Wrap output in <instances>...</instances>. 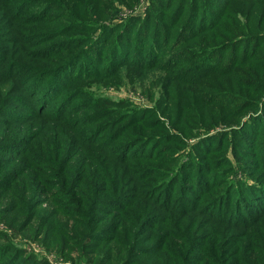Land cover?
<instances>
[{
	"label": "rangeland",
	"instance_id": "obj_1",
	"mask_svg": "<svg viewBox=\"0 0 264 264\" xmlns=\"http://www.w3.org/2000/svg\"><path fill=\"white\" fill-rule=\"evenodd\" d=\"M104 1L99 0L97 13L81 16L91 30H72L54 40L87 36L81 48L93 47L94 35L100 36L109 22L120 28L135 19L136 32L147 24L153 38L167 34L169 47L205 48L207 66L186 73L189 65L179 66L180 58L171 50L163 54L164 65L135 68L124 65L118 53L119 64L112 63L110 47L97 51L103 63L91 57L96 67L107 68L105 75L76 79L60 99L64 88L45 87L48 99L36 96L37 104L30 94V107L18 105L14 83L0 78V264H14L16 253L10 249L21 250L19 264H127L130 246V264H211L227 252L224 235L234 241L239 232L252 229V234L264 235V214H251L255 223L243 228L214 219L213 209L219 206L220 215L227 202L223 192L229 191L242 200V205L235 201L242 210L252 200L264 206L261 190L244 186L256 185L254 178L264 182V145H259L264 144V0ZM20 17L11 20L0 6V46L14 61L49 67L58 55L48 60L37 56L38 49L49 45L38 40L50 27L42 19L49 18ZM197 17V25L190 26ZM213 20L211 29L203 25ZM201 25L195 38L181 35L185 27L198 30ZM64 26L70 28V23ZM217 59L224 66L218 67ZM66 74L51 83L65 84ZM185 78L194 82L185 83ZM93 97L116 104L102 108ZM124 100L139 110L136 125L126 126L130 118L122 115L128 108L119 104ZM60 105L68 110L63 122L62 111L33 119L39 117L33 107H46L47 113ZM93 120L100 122L89 124ZM99 124L108 129L99 140H87L90 148L80 141L87 139L81 130L92 132ZM102 142L107 153L101 151ZM218 198L222 201L211 206ZM229 210L226 204L223 217H232ZM237 216L233 218H246L243 211ZM168 229L174 236H166ZM30 257L36 263L27 262ZM258 263L250 259V264Z\"/></svg>",
	"mask_w": 264,
	"mask_h": 264
},
{
	"label": "trees",
	"instance_id": "obj_2",
	"mask_svg": "<svg viewBox=\"0 0 264 264\" xmlns=\"http://www.w3.org/2000/svg\"><path fill=\"white\" fill-rule=\"evenodd\" d=\"M15 0H0V6L4 8L6 14L11 20H16L20 17L21 14H23L20 18L27 17L31 20L35 19H42V18H49V19H42L44 22L49 23L50 27L46 32L39 33L38 34V40L43 39L41 44L43 43H49V45H45L40 50L38 49L40 57H43L44 60L50 59L51 56L53 55H58V58L56 59V62H58L55 66V63L50 60L51 65L49 67H42V66H34V65H27L19 61H14L10 57L9 50L6 49V47L0 46V78L4 80V82H9V83H14L13 86L11 87L13 97L20 106H33V102L28 101L30 94L33 95L34 101H36V96L38 97H45L47 98V88L52 89L54 86H60L64 91L60 92V96L58 99L64 97L65 95V90L68 86L70 87V83L74 82L76 79L79 78H87L89 76H95V78L98 77V75H105V70L107 68H104V66H100L99 68L96 67L91 60V57L95 58L98 63H103V61L100 60L101 55L97 54V51L100 50H108L110 49V53L113 55V62L112 63H117L116 58L119 56L121 59H123V63H129L131 67L138 68L140 66L142 67H151L153 65H158L161 63L164 65V61L166 57L163 59V54L165 53H170L171 50L174 51L173 55L178 54L177 58H180L177 62L179 63V66L182 67H187V72L186 73H193L196 74V70L200 68H204L207 66L208 60L207 57L203 59V53L205 48L201 49H179L177 46H171L169 47L167 44V34L162 39V36L159 37H152V31H151V26H148L146 24L147 19L144 21V24H146V28H140L136 32V24L137 20L135 19H130L129 23L127 25H123L122 27L119 28V24H114L112 22H109L107 26H104L101 35L96 33L93 37V47L92 46H87L86 48H81L85 45V43L88 41L86 38L87 36H80L77 37L74 42L70 41V38H60V40H54L57 37H62L65 35L67 32H70L73 30V32H78V31H89L92 28L86 27L85 25V20L81 18V16L85 15H91L97 13L96 11L99 8V0H19L18 2ZM111 0H105L103 3L106 5L110 3ZM226 2L230 0H224ZM10 2V4H9ZM77 5H79L77 7ZM82 5V6H80ZM166 7V6H165ZM22 8L21 11L17 12L16 9ZM73 10V13L71 12ZM89 10V12H88ZM17 12V13H16ZM57 12V14H55ZM210 12V11H208ZM16 13V14H15ZM60 13V14H59ZM63 13V14H62ZM77 14V15H75ZM100 14V13H98ZM209 13L203 14V19L205 16H208ZM201 15V14H200ZM199 17V15H198ZM198 17L195 20V18H192V24L191 25H197ZM206 19V18H205ZM208 19V17H207ZM70 23V28L67 26H64L67 22ZM124 21V20H123ZM154 21L153 17L151 16V23ZM209 23V25H207ZM203 22V25L206 27H210V29L213 27L214 20L212 22ZM206 24V25H205ZM121 25V24H120ZM125 27V28H124ZM192 28V27H191ZM202 25L200 28L191 30L188 26L185 27V33H182L181 35L183 36L184 39L191 40L192 38H195L196 33H198L202 29ZM143 29L146 30L143 36ZM183 29V30H184ZM163 31V29L161 30ZM200 31L199 33H201ZM49 37H54V38H49ZM90 37V36H89ZM15 41V40H14ZM159 41H160V46H159ZM84 44V45H83ZM255 45L254 47H257ZM166 48L163 52H161V48ZM81 48V50H78ZM99 48V50H98ZM171 48V49H170ZM170 51L168 52L167 50ZM249 50L250 48H246ZM65 50V51H64ZM181 51V52H178ZM133 52L136 53V56H133ZM62 53V54H60ZM116 53L117 56H116ZM34 55V53H32ZM37 54V52H35ZM184 54V55H182ZM43 55V56H42ZM193 57V58H192ZM234 59V57L232 56ZM250 57H247L245 59H248ZM211 59H215L214 56L211 57ZM155 61V63H154ZM157 61V62H156ZM218 64V67L224 66L222 60L216 61ZM4 63V64H3ZM61 63V65H60ZM176 63V62H175ZM147 65V66H146ZM210 65V64H208ZM119 66V65H115ZM57 67V69H56ZM171 66V69L172 70ZM56 69V70H55ZM177 69V68H176ZM176 71V70H174ZM217 71V68L214 70V72ZM68 73L66 76L65 84L63 83H51V81L55 82L58 80L62 75L65 73ZM223 72V71H222ZM176 73V72H174ZM186 82L185 83H190L194 82L188 79H184ZM181 81V79H180ZM190 81V82H189ZM66 87V88H65ZM41 89H45L44 92H40ZM11 93V95H12ZM8 96V95H7ZM69 97H72L71 92L68 94ZM87 99V95H86ZM94 105L100 103V106H111L112 104H116L115 101L109 100V99H95L94 97L92 98ZM196 96H194V101L196 102ZM65 101V100H64ZM171 103H175V100H169ZM15 102V101H13ZM29 102H32V104H29ZM66 102V101H65ZM169 102V103H170ZM38 104V103H37ZM119 104H124L128 108L122 117L130 118L129 123L126 125L127 127H130L132 125H136L135 123H139L141 120V117L138 115L139 110L136 108L135 104L128 101L124 100L122 102H119ZM82 105V104H81ZM205 105V104H204ZM67 106L65 105H60L58 108L54 106L53 109H50L47 113V109L40 108V106L33 107V109L36 111L34 115L39 116L37 118H33L35 121H40L43 117H47L50 114H53L54 111H62L63 116H60L61 122H63V119H66V110L65 112L63 111ZM77 107H80L78 105ZM100 111H103L105 109H102ZM81 110V109H80ZM80 110H77L78 112ZM4 112H2L0 115H2ZM56 114V113H54ZM35 116V117H36ZM85 117V116H83ZM254 120V119H252ZM3 122V121H2ZM100 121L99 120H93L92 122H87L91 125L98 124ZM87 129V128H85ZM108 128L104 124H99L97 130L89 132L86 130H81V133L86 134L87 139H81L80 141L85 140L86 146L91 148V144L87 143V140L91 138H96L99 140L101 137L102 133L107 130ZM80 131V130H79ZM76 135L80 134V132H75ZM257 145V144H256ZM263 146L264 144H259ZM101 146L104 148L101 149V151L106 152L108 151L106 147V143L102 142ZM95 148H98L100 146L95 145ZM27 151H24L26 153ZM19 156L21 154L17 153ZM17 156V157H19ZM30 159L31 156H33V153L29 154ZM115 156V155H112ZM116 157V156H115ZM262 157L261 160L263 159L262 166H264V156ZM36 159V158H33ZM39 159V158H38ZM205 167V165H203ZM30 169H33V167H30ZM182 174V173H181ZM254 181L256 185H247L245 184L247 189L250 191H253L252 189H260L262 192V197L264 198V182H259L257 178H254ZM235 186H233L232 189H234ZM233 191V190H232ZM229 192H223V197H226L227 202L226 204H229V212L232 213V217H223L224 211L223 208L221 207L219 211L221 212L220 215L216 214V209H218L219 206H215L218 203H220L222 200L217 199V201L213 202L211 206H215L213 209L215 210V217L214 219H220V222L226 221L229 222L228 224H234V225H241L243 228H251V225L255 223V219L252 220V215L251 214H264V206L261 204H255L254 201L252 200L248 205V207L245 210H242L240 206L237 207L235 204V201L239 203L240 205L243 204L242 200H235V197L233 195H229ZM249 194H251L249 192ZM234 209H237L236 211H232ZM212 209V210H213ZM211 210V211H212ZM242 211L246 215L245 219H240L236 220L233 218V216H237L236 214H239L237 216L241 217L242 216ZM92 222V221H90ZM261 225V224H259ZM257 225V226H259ZM89 228H91V225L88 224ZM256 227V226H255ZM89 228L87 230V233H89ZM170 232H166V236L169 238L171 236H174L172 233L175 232L174 230L168 229ZM252 229L248 234L247 232H239L236 236V241L232 238L231 235H224L222 244L225 245V249L227 252H225L223 255H221L218 258L212 259L211 264H250V259L252 257L257 258L259 261L258 264H264V235H261L260 232H255L252 234ZM220 235V234H218ZM211 236V235H210ZM208 236L206 238L209 239ZM89 237V236H87ZM86 237V238H87ZM91 237V236H90ZM99 237V236H98ZM85 238V239H86ZM104 239V238H103ZM195 242L198 240V237L196 236L193 239ZM124 242H126V245L128 246V240L126 239ZM197 243H194L193 245L195 246ZM234 244V245H233ZM10 249V248H9ZM132 249V246L128 247L127 250L125 251L128 254L127 257V264L131 263V258L130 256V251ZM224 250V248H222ZM258 249H261L258 251ZM8 252H14L16 255L12 257L13 263L14 264H19L23 261V258L21 257V250L20 249H10L7 250ZM24 253V252H23ZM111 255V254H110ZM108 255L107 261L112 259V256ZM35 262L34 258H29L27 259V262L33 263ZM106 261H103L102 264H104ZM109 262V261H108ZM36 263V262H35ZM38 264H47L46 261L40 262ZM122 264V263H121Z\"/></svg>",
	"mask_w": 264,
	"mask_h": 264
}]
</instances>
